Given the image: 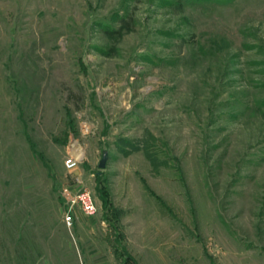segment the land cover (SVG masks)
I'll use <instances>...</instances> for the list:
<instances>
[{
    "label": "rangeland",
    "instance_id": "374dc122",
    "mask_svg": "<svg viewBox=\"0 0 264 264\" xmlns=\"http://www.w3.org/2000/svg\"><path fill=\"white\" fill-rule=\"evenodd\" d=\"M0 264H264V0H0Z\"/></svg>",
    "mask_w": 264,
    "mask_h": 264
},
{
    "label": "built area",
    "instance_id": "2783aa9c",
    "mask_svg": "<svg viewBox=\"0 0 264 264\" xmlns=\"http://www.w3.org/2000/svg\"><path fill=\"white\" fill-rule=\"evenodd\" d=\"M80 152L79 144H76L72 152L67 156L65 160V166L67 170L74 171L79 168L82 161V152ZM83 183V181H80ZM65 203L67 206L73 208L77 203H81V208L86 215L92 216L97 212L95 199L90 191L84 190L76 197L65 196ZM71 211V210H70ZM71 216H67L68 223L71 224Z\"/></svg>",
    "mask_w": 264,
    "mask_h": 264
},
{
    "label": "water",
    "instance_id": "95a60500",
    "mask_svg": "<svg viewBox=\"0 0 264 264\" xmlns=\"http://www.w3.org/2000/svg\"><path fill=\"white\" fill-rule=\"evenodd\" d=\"M107 158H108V153H104L103 158L101 159L100 163H99V167L100 168H105L106 167V162H107Z\"/></svg>",
    "mask_w": 264,
    "mask_h": 264
}]
</instances>
